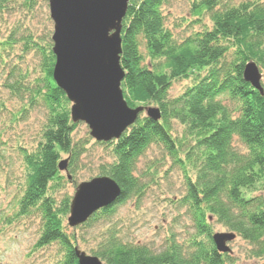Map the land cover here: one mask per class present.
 Masks as SVG:
<instances>
[{
    "label": "trees",
    "instance_id": "trees-1",
    "mask_svg": "<svg viewBox=\"0 0 264 264\" xmlns=\"http://www.w3.org/2000/svg\"><path fill=\"white\" fill-rule=\"evenodd\" d=\"M37 2L0 0V17L16 7L30 12ZM167 3L129 1L121 29L123 97L131 108L155 105L161 118L155 122L139 117L118 140L97 142L112 156L100 176L111 178L122 194L84 225L101 216L112 217L118 205L129 199L140 201L146 186L135 175L136 166L155 145L190 172L182 205L191 212L194 239L183 250L171 237L165 250L154 253L145 246L122 243L116 230L110 229L91 255L104 264H233L229 253L215 249L210 226L215 219L252 247V259H264V89L260 95L243 80L247 63L264 69V4L246 0L226 6L221 0H195L191 16L199 21L208 16L210 27L203 26L177 42L165 24ZM28 36L20 41L24 47L30 43L37 48L41 76L27 81L28 75L12 72L3 85L23 104L20 114L40 106L46 119L35 149L22 150L28 175L18 216L37 213L41 227L35 247L55 243L62 254L59 264H78L76 238L66 234L63 225L71 200L65 197L58 202L55 194L69 180L58 168L62 156L69 159L67 166L73 174L85 149L73 140L76 124L70 116L71 103L52 78L51 39L38 47ZM13 44L15 38L10 36L0 47ZM181 80L189 85L178 97L169 98L172 83ZM174 123L183 127L181 138L174 136ZM236 139L245 151L235 148Z\"/></svg>",
    "mask_w": 264,
    "mask_h": 264
},
{
    "label": "rangeland",
    "instance_id": "rangeland-1",
    "mask_svg": "<svg viewBox=\"0 0 264 264\" xmlns=\"http://www.w3.org/2000/svg\"><path fill=\"white\" fill-rule=\"evenodd\" d=\"M48 1L38 0L37 6L30 12L16 7L0 17V44L10 36L15 38L12 46L0 47V264H59L62 256L55 243L40 249L35 247L41 227L37 213L30 217L18 216L19 200L28 175L22 150L30 153L35 149L45 124V110L34 106L28 113L20 114L23 104L10 95L3 85L12 72L28 75L27 81L41 76L42 60L37 48L30 43L24 47L20 38L29 35V39L36 42L38 47L50 41L53 23L49 17ZM243 1L246 0H221V4L236 6ZM259 1L264 4V0ZM192 2L195 0H168L163 7L165 24L177 42L203 26L210 27L208 16L205 15L200 21L191 16ZM141 51L145 55L144 47H141ZM259 72L264 89V69H259ZM188 85L189 81L186 80L173 82L168 92L169 98L181 95ZM148 106L156 107L152 104ZM143 117L145 114L140 116ZM173 128L174 136L181 138L183 127L174 123ZM73 140L82 144L85 152L73 174L67 166L69 159L62 156L61 162L66 161V171H62V176L65 179L71 176V179H66V184L55 194L58 202L65 197L71 200L80 183L101 177L102 166L112 162L109 149L90 138L84 123L76 124ZM233 144L237 150L245 151L237 139ZM188 173V168L175 163L161 146L153 145L136 166L135 175L146 186L139 202L135 198L129 199L118 205L112 217L101 216L87 226L84 223L75 228L68 227L67 215L63 218L65 232L74 235L75 246L90 256L110 229L116 230L122 243L145 246L154 253L165 250L171 237L183 250H187L188 243L195 235L191 212L182 205ZM210 226L212 234L229 232L215 219L210 221ZM227 246L233 264H264V259L250 257L252 247L237 236Z\"/></svg>",
    "mask_w": 264,
    "mask_h": 264
},
{
    "label": "water",
    "instance_id": "water-1",
    "mask_svg": "<svg viewBox=\"0 0 264 264\" xmlns=\"http://www.w3.org/2000/svg\"><path fill=\"white\" fill-rule=\"evenodd\" d=\"M129 1H48L53 23V81L71 103L72 122L84 123L90 137L99 143L118 140L142 114L155 122L161 118L157 107L131 108L123 97L121 29ZM243 80L263 95L261 74L255 63L244 66ZM58 168L66 171V161L60 162ZM121 194L120 187L106 176L80 183L70 202L68 227L86 223L98 211L112 206ZM235 238L231 232L212 235L220 254L231 252L227 244ZM74 254L78 264H103L78 247Z\"/></svg>",
    "mask_w": 264,
    "mask_h": 264
}]
</instances>
